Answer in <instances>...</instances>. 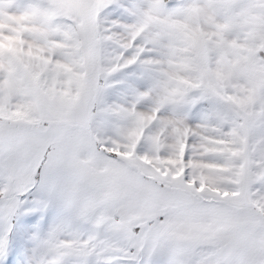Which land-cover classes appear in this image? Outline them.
<instances>
[{
    "label": "snow or ice",
    "instance_id": "obj_1",
    "mask_svg": "<svg viewBox=\"0 0 264 264\" xmlns=\"http://www.w3.org/2000/svg\"><path fill=\"white\" fill-rule=\"evenodd\" d=\"M0 264H264V0H0Z\"/></svg>",
    "mask_w": 264,
    "mask_h": 264
}]
</instances>
